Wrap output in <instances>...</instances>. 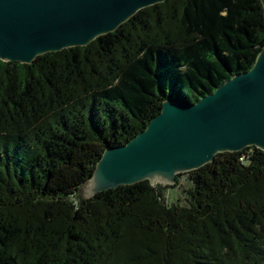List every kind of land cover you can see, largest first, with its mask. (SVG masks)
<instances>
[{"label": "trees", "instance_id": "obj_1", "mask_svg": "<svg viewBox=\"0 0 264 264\" xmlns=\"http://www.w3.org/2000/svg\"><path fill=\"white\" fill-rule=\"evenodd\" d=\"M263 45L260 0H168L86 46L0 59V264H264L260 148L186 172L185 205L146 179L79 195L164 99L196 102Z\"/></svg>", "mask_w": 264, "mask_h": 264}, {"label": "water", "instance_id": "obj_2", "mask_svg": "<svg viewBox=\"0 0 264 264\" xmlns=\"http://www.w3.org/2000/svg\"><path fill=\"white\" fill-rule=\"evenodd\" d=\"M168 0H0V59L32 63L42 54L86 46L136 12ZM264 8V0H260ZM264 151V45L252 68L196 102L168 97L150 123L107 146L86 187L100 191L148 180L176 185L180 174L245 147Z\"/></svg>", "mask_w": 264, "mask_h": 264}, {"label": "rangeland", "instance_id": "obj_3", "mask_svg": "<svg viewBox=\"0 0 264 264\" xmlns=\"http://www.w3.org/2000/svg\"><path fill=\"white\" fill-rule=\"evenodd\" d=\"M182 174L183 176H179V184L176 187L170 186L162 190L164 201L167 204H171L172 202L180 203L182 205L187 204V199L189 196L187 190L190 189L194 184L189 180V178H185L186 172ZM157 184L160 183H155L154 185ZM89 194L90 192L86 187V184H84L79 191V195L80 197H88Z\"/></svg>", "mask_w": 264, "mask_h": 264}]
</instances>
